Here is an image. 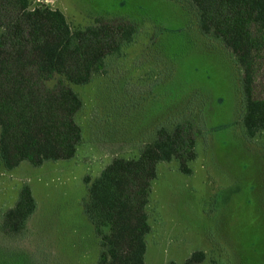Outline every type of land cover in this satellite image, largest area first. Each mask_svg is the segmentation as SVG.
Wrapping results in <instances>:
<instances>
[{
  "label": "rangeland",
  "instance_id": "rangeland-1",
  "mask_svg": "<svg viewBox=\"0 0 264 264\" xmlns=\"http://www.w3.org/2000/svg\"><path fill=\"white\" fill-rule=\"evenodd\" d=\"M72 30L97 21L135 23L134 41L91 84L73 86L84 107L83 142L73 159L28 162L8 171L0 160V214L28 185L37 210L26 231L3 234L0 264H96L101 247L84 212L86 177L115 158H138L161 128L197 131L192 173L179 162L157 165L148 206L145 264H264V131L245 134L242 72L229 49L200 32L179 0H54ZM252 90L264 100V50L254 54Z\"/></svg>",
  "mask_w": 264,
  "mask_h": 264
},
{
  "label": "trees",
  "instance_id": "trees-1",
  "mask_svg": "<svg viewBox=\"0 0 264 264\" xmlns=\"http://www.w3.org/2000/svg\"><path fill=\"white\" fill-rule=\"evenodd\" d=\"M179 1L195 11L200 32L229 49L240 66L242 123L246 136L255 138L264 131V100L254 99L252 90L254 54L264 50V0ZM137 32L135 23L123 19L72 30L59 10L33 9L31 0H0V160L6 170L76 156L84 102L73 86L91 84ZM197 134L184 124L161 128L138 158H115L95 180L86 177L84 212L101 247L96 264H145L157 165L176 160L190 175ZM36 210L33 191L25 185L15 206L0 214L3 234L26 231ZM205 261L206 253L196 251L185 264Z\"/></svg>",
  "mask_w": 264,
  "mask_h": 264
},
{
  "label": "built area",
  "instance_id": "built-area-1",
  "mask_svg": "<svg viewBox=\"0 0 264 264\" xmlns=\"http://www.w3.org/2000/svg\"><path fill=\"white\" fill-rule=\"evenodd\" d=\"M33 9H52L55 4L54 0H31ZM53 10V9H52Z\"/></svg>",
  "mask_w": 264,
  "mask_h": 264
}]
</instances>
